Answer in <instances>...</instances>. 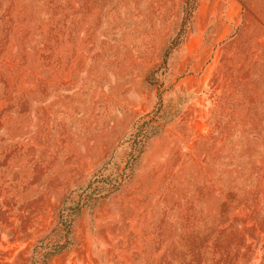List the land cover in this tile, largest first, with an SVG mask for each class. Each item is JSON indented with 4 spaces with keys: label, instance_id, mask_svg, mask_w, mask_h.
<instances>
[{
    "label": "rangeland",
    "instance_id": "1",
    "mask_svg": "<svg viewBox=\"0 0 264 264\" xmlns=\"http://www.w3.org/2000/svg\"><path fill=\"white\" fill-rule=\"evenodd\" d=\"M0 264H264V0H0Z\"/></svg>",
    "mask_w": 264,
    "mask_h": 264
},
{
    "label": "trees",
    "instance_id": "2",
    "mask_svg": "<svg viewBox=\"0 0 264 264\" xmlns=\"http://www.w3.org/2000/svg\"><path fill=\"white\" fill-rule=\"evenodd\" d=\"M186 4L187 5L185 11L186 13H189L188 12L189 1H187ZM158 117L160 116L157 115L156 117H152V118L145 117L139 120L135 124L133 128L134 132L131 133L129 139L125 141L126 143H129L131 151L129 153V159L127 160L126 170L121 175V178L107 182L102 177L103 175L102 171L107 169L108 165L112 161L113 157H111V159L107 161L101 167V169H99L100 170L98 171L99 173L97 172L94 174L92 179L85 187H81L79 188V190H74L67 196V198L63 203V206L61 207L59 214V226L63 231L64 237L66 238L72 237L74 222L81 213V211L83 210V208L93 203H97L101 199L117 191L123 185V183L129 178L130 174L128 170L130 169L132 163L135 162L144 152V148L146 146L147 140L151 137L152 134H154L153 131L158 128V125L153 124V121H156V118ZM75 195H78L79 198L75 199L74 197ZM40 243L41 244L38 245L37 247L44 249L47 260H49L50 257L62 253L69 246L71 241L66 240L65 242L63 241L49 245V244H45V241L43 239L41 240Z\"/></svg>",
    "mask_w": 264,
    "mask_h": 264
}]
</instances>
